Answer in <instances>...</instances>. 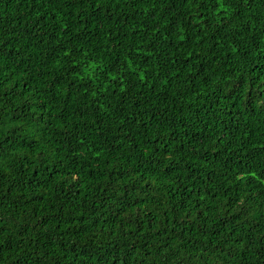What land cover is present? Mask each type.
<instances>
[{
	"label": "trees",
	"instance_id": "trees-1",
	"mask_svg": "<svg viewBox=\"0 0 264 264\" xmlns=\"http://www.w3.org/2000/svg\"><path fill=\"white\" fill-rule=\"evenodd\" d=\"M0 264H264V0H0Z\"/></svg>",
	"mask_w": 264,
	"mask_h": 264
}]
</instances>
